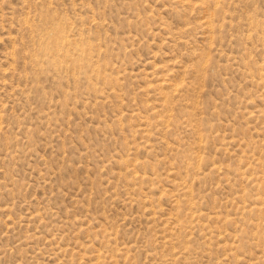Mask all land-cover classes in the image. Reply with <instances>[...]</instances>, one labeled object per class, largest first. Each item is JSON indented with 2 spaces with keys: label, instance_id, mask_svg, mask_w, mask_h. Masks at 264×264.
Listing matches in <instances>:
<instances>
[{
  "label": "rangeland",
  "instance_id": "obj_1",
  "mask_svg": "<svg viewBox=\"0 0 264 264\" xmlns=\"http://www.w3.org/2000/svg\"><path fill=\"white\" fill-rule=\"evenodd\" d=\"M0 264H264V0H0Z\"/></svg>",
  "mask_w": 264,
  "mask_h": 264
}]
</instances>
